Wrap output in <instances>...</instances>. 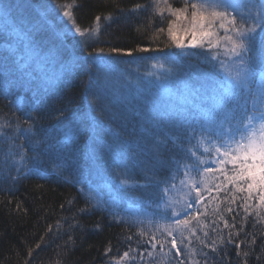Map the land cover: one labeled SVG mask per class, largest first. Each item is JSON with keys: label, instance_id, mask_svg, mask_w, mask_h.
Instances as JSON below:
<instances>
[{"label": "trees", "instance_id": "16d2710c", "mask_svg": "<svg viewBox=\"0 0 264 264\" xmlns=\"http://www.w3.org/2000/svg\"><path fill=\"white\" fill-rule=\"evenodd\" d=\"M18 1L21 18L8 13L5 21L22 23L28 38L44 48L53 46L55 37L64 67L61 76L50 81L26 77L19 69L22 43L15 47L14 31L0 15V125H7L0 128V264H176L177 259L185 264H264V205L250 199L245 211L240 205L247 193L233 191L226 198L223 191L213 190L211 196L219 199L206 200L204 214L191 221L195 235L185 230L181 244L178 233H173L183 250L179 257L169 244L161 248L156 243L171 240L165 227L171 223L172 208L179 210L187 192L176 161L184 162L188 148L203 154L194 147L197 140L187 135L185 121L215 131L225 112L220 108L212 120L204 119L213 107L212 85L223 79L220 62L228 63L220 47H208L214 37L197 41L196 47L188 46L184 37L186 47H176L167 31L170 15L156 14L153 0ZM176 2L168 0L175 8ZM136 4L145 7L134 10ZM160 5L164 6L162 1ZM65 10L72 13L83 36L69 31L72 21L63 15ZM34 21L36 29L30 27ZM174 28L183 31L180 25ZM164 52L172 57L163 62L171 68L164 92L173 98L168 109L172 116H166L164 108L147 112L128 105L110 90L111 98L103 92L90 106L102 58L133 59L141 65ZM215 53L219 55L213 60ZM258 86L257 74L251 87ZM236 103L253 110L247 94L236 97ZM240 118L239 110L232 113L233 127ZM98 119L102 127L97 126ZM60 122L70 123V139L57 135ZM29 124L31 132L26 131ZM20 155L26 157L23 164L18 163ZM121 157L131 188L121 186L112 171ZM192 175L200 179L196 172ZM218 175L207 174L210 185L220 182ZM232 195L237 199L228 205L226 199ZM170 199L180 203L169 207ZM217 204L219 214L214 212ZM229 206L231 213L224 211ZM224 220L235 227H225ZM130 249L133 259L121 260Z\"/></svg>", "mask_w": 264, "mask_h": 264}, {"label": "snow or ice", "instance_id": "6c2138e0", "mask_svg": "<svg viewBox=\"0 0 264 264\" xmlns=\"http://www.w3.org/2000/svg\"><path fill=\"white\" fill-rule=\"evenodd\" d=\"M162 2L166 8L160 7L161 0H153L154 11L161 16L167 11L171 17L175 18V20L169 21L167 31L169 38L176 47L181 49L186 47L181 40L176 38L174 31L175 22L185 20L190 24V28L185 29V31L190 32L192 36V41L188 46H197V35L201 37V40L216 37V43H213L211 39L208 40V47L210 49L218 48L220 42L223 41L229 61L228 63L220 62L224 77L212 85L213 107L204 115L205 120H212L218 109L224 108L225 112L220 121L219 130L214 131L204 125L197 128L196 122L185 121L187 135L197 140L194 147L202 149L203 154H198L193 148H188L183 158L184 162L176 161L177 171L182 170L184 174V179L180 183L187 188V192L184 194L183 204L179 210L175 207L172 208L171 223L165 227V231L171 240H166L163 243L156 240L161 248L164 247L165 243L169 244L170 249L176 250L174 256L179 257L183 250L178 247L177 236L173 233H178L181 244H183L185 230L195 235V229L190 227L191 221L197 219L198 214H204L201 212V208H207L206 200L210 202L219 199L218 195L211 196L213 190L218 194L223 191L226 198L233 191L247 193L246 196L241 197L244 204L240 205L245 208V211L248 210L247 201L250 199H258L260 204L264 205V2H257V0H245L243 3H235L232 0H183V6L180 8L173 7L168 3V0H162ZM10 7V5L5 4L3 9H0V15L5 20ZM143 7L145 6L136 4L134 10ZM63 15L72 21V28L69 31L74 29L80 36L85 34L75 24L70 11L65 10ZM96 20L99 21L100 17L97 16ZM6 27L9 26L6 25ZM88 31H98V28ZM159 31L163 32L164 29ZM221 31L223 32L222 36L220 35ZM200 46H203V43ZM99 51L103 52V49ZM111 51H117V49ZM142 51H149V49H142ZM218 55V53L213 54L212 59L216 60ZM151 68L153 71L147 75L155 76L157 80L166 79V74L171 72V68H166L164 63H154ZM257 74L259 75V86L254 90L251 85L253 84V77ZM107 85V77H104L103 82L97 86L96 95L90 101V106L102 95ZM245 94L252 97L253 110L251 113L248 111L247 105L241 109L240 105L236 103V97ZM169 95L171 94L169 93ZM185 99L187 100V97ZM237 110L241 112V118L233 127L231 117L232 113ZM164 114L172 116L173 113L166 108ZM100 115L101 117L104 115V110H101ZM225 122L228 124L226 127L224 126ZM96 123L98 127H102V120L98 119ZM5 126L7 125H0V128ZM26 131H32L31 124ZM70 138V136L66 137V139ZM25 159L24 155H20L18 163L23 164ZM36 159V166L38 167V157ZM189 160L190 162H187ZM127 167L121 157L120 163H114L112 171L118 177L121 186L131 188L132 184L127 176ZM193 172L199 174V180L192 175ZM209 173H219L215 179L220 182L210 185L207 176ZM220 177H223L222 181ZM228 185L232 186L231 189L228 188ZM171 188H175V185H171ZM169 190V188L164 189L165 195ZM93 191L94 189H89L90 193ZM236 199L237 197L232 195L231 199H226V203L231 205ZM113 203H115L114 200ZM175 203L180 202L170 199L167 206L171 207ZM86 210L82 209L81 211ZM224 211L231 213L233 209L229 206ZM214 212L219 214V204H217ZM220 218L223 219V216L221 215ZM224 225L229 228L235 227L234 224L230 225L227 220H224ZM213 231L216 229L214 228ZM140 234L143 235L144 233L141 232ZM207 235L205 233V236ZM251 243H255V239ZM236 247L239 248L240 245L237 244ZM130 251L132 250L124 252L121 260L133 259L130 257ZM212 251L215 252L216 249L213 248ZM244 255L247 256L248 253L245 252ZM176 264H185V261L177 259ZM192 264H198V262H192Z\"/></svg>", "mask_w": 264, "mask_h": 264}, {"label": "rangeland", "instance_id": "374dc122", "mask_svg": "<svg viewBox=\"0 0 264 264\" xmlns=\"http://www.w3.org/2000/svg\"><path fill=\"white\" fill-rule=\"evenodd\" d=\"M162 1V0H161ZM176 8L182 7L179 5L180 0H176ZM1 2V1H0ZM235 3H243L245 0H232ZM257 2H264V0H258ZM10 5L7 14H15L16 19L21 18L22 14L20 12L21 5L18 0H3L2 4L0 3V9H3L4 5ZM179 5V6H178ZM166 8V5L161 6ZM22 11V10H21ZM167 12V11H166ZM24 21L28 20L25 12ZM3 17V16H2ZM21 20V19H20ZM169 21L175 20L174 17H169ZM4 24L7 23L9 27L14 31L13 32V42L15 47H18L21 44V63L19 64V69L25 72L26 77H37L45 80H49L54 77H60L62 68L64 67L61 64V59L59 55L56 54V40L52 38L53 46H47L46 48L37 45L34 39H29L26 29L22 27V23L14 22L12 19H9V23L5 21L3 17ZM17 21V20H16ZM29 25V23H28ZM180 25L183 31L176 32V38L178 40H186L184 37H187L188 42L192 41V36L190 32H186L185 29L190 28L188 21L179 20L176 21L174 27ZM30 27L36 29L38 28V22H33ZM200 36L197 35V41L201 40ZM207 39V38H205ZM217 39V38H216ZM215 37L212 38V42L216 43ZM222 52L226 53L224 48V42H220ZM13 49V48H12ZM11 49V50H12ZM227 56V54H224ZM31 57V58H30ZM171 54L169 52H164L163 54H155L147 58L146 63L141 65L136 64L133 59H119L115 58L114 61H110L107 58H102L100 61L99 71V84L103 82L104 77H107L108 85L103 92H108L109 90L114 92L115 98L125 100L128 105H133L138 109L147 111L149 109H169L172 103L173 98L166 94L165 89L168 86V77H172L170 73L166 74V79L157 80L155 76L147 75V73L153 71L151 65L154 63H163L166 60L171 59ZM228 60V59H227ZM229 62V61H228ZM165 64V63H164ZM163 72L164 70H159ZM223 77L224 73L222 71ZM174 77H179L176 72ZM37 86V85H36ZM39 87V85L37 86ZM108 98H111L110 92H108ZM144 117H148L143 115ZM60 124V125H59ZM57 127V132L63 140H66V137L73 134V129L70 127V123L60 122ZM68 126V127H65Z\"/></svg>", "mask_w": 264, "mask_h": 264}]
</instances>
